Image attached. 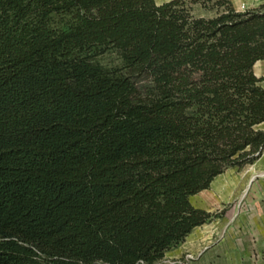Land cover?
<instances>
[{"label":"trees","instance_id":"obj_1","mask_svg":"<svg viewBox=\"0 0 264 264\" xmlns=\"http://www.w3.org/2000/svg\"><path fill=\"white\" fill-rule=\"evenodd\" d=\"M211 1L0 0V264H155L213 217L264 151V1Z\"/></svg>","mask_w":264,"mask_h":264},{"label":"crops","instance_id":"obj_2","mask_svg":"<svg viewBox=\"0 0 264 264\" xmlns=\"http://www.w3.org/2000/svg\"><path fill=\"white\" fill-rule=\"evenodd\" d=\"M190 201L213 217L160 264H264V151L253 163L228 168Z\"/></svg>","mask_w":264,"mask_h":264},{"label":"rangeland","instance_id":"obj_3","mask_svg":"<svg viewBox=\"0 0 264 264\" xmlns=\"http://www.w3.org/2000/svg\"><path fill=\"white\" fill-rule=\"evenodd\" d=\"M158 5H161L165 2H169L171 0H155ZM216 0L211 1L208 6H213ZM233 2L234 7L239 11H244L248 8H253L259 5V3L264 0H231ZM261 2V3H262ZM260 3V4H261ZM210 7H203L201 4H195L193 7V13L197 16H206L211 17L215 14L216 10L209 9ZM98 62L102 65L114 68L120 64V57L118 53L114 50H108L102 54H99L96 58ZM254 71L258 77H264V60L259 61L254 66ZM261 86L264 87V81H262ZM259 129L264 130V123L258 126ZM161 260L156 262L155 264H160Z\"/></svg>","mask_w":264,"mask_h":264}]
</instances>
